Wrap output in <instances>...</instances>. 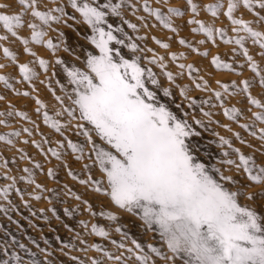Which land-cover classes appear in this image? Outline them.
<instances>
[{
	"label": "rangeland",
	"instance_id": "rangeland-1",
	"mask_svg": "<svg viewBox=\"0 0 264 264\" xmlns=\"http://www.w3.org/2000/svg\"><path fill=\"white\" fill-rule=\"evenodd\" d=\"M98 2L105 3L108 0ZM111 2L121 5L120 15L114 16L109 12L107 22L114 29H122L114 32V35L125 39L124 45L115 47L121 50L126 59H131L133 55L141 58V66L151 69L159 82L158 86L147 85L156 92L157 102L164 104L178 118L186 119L192 131L199 133L187 140L193 146L197 162L205 163L209 174L216 179H219V174L213 172V168L233 176L239 182L234 187L246 184L244 173L237 172L234 166L221 161L237 160L238 155L233 149H239L240 153L254 157L258 165L264 166V139H261L264 121L256 118L257 114H264V107L249 102L251 97L264 105V84L261 83L264 78V48L254 42L247 32L233 31L241 26L234 25L225 15L229 0H191L197 6L195 13L188 0ZM262 2L264 0H250L251 6L247 7L243 0H236L233 18L244 21L253 31L264 34ZM0 4L9 5L8 9H0L6 14H17L19 11L18 0H0ZM216 4L222 7L217 8L216 15H213L208 6ZM57 6L63 7L65 11L59 23L50 21L49 25H42L29 13L23 17L22 26L15 29L16 36L0 24V37H6L0 39V77L6 78L8 82L5 84L0 80V121H4L0 123V136L8 138L0 140V264H18L15 257H19L22 264H92L93 260L100 261V264H138L134 257L129 258L130 254L126 250L134 249L131 243L133 239L144 246L145 252H148L146 245L151 243L163 254L171 256L158 232L146 229L139 214L133 215L118 209L110 198L94 191L93 185L80 183L88 179L89 175L94 180L102 177L98 167H93L91 172L84 169V164H92L88 159V147L85 148L84 159L80 161L75 159L77 154L67 147V140L82 143L84 138L76 135V121L70 120L67 113L56 116L62 107L70 104L60 87L61 84L66 85L63 66L56 61H75L74 55L64 51L65 45L75 46V55H79L81 60L84 51H94V46L82 38L85 32L90 35L91 29L79 23L80 15L68 0H38L41 11H49ZM170 9L176 12H170ZM155 10L168 17L171 28L164 27L157 20L152 14ZM52 15L61 16L59 12H53ZM69 16H75L76 19L70 20ZM192 20L213 28V39H208L203 32L193 31L199 25L191 23ZM28 23H36L46 33L43 37L45 43L32 40V29L27 26ZM130 24L135 25V29L129 27ZM104 27L107 30V25ZM218 30H222V33ZM61 33L64 34V44L53 52L46 42L51 40L54 44H60ZM240 37L244 38L242 46L235 42ZM129 43L138 46L135 54L126 47ZM79 45H83V48ZM5 48L12 56H5ZM25 48L30 51H25ZM245 50L247 56L244 55ZM31 53H35V56ZM214 58L221 65H231V69L217 68L212 62ZM39 59L47 61V70L39 65ZM152 59H156L157 63L148 62ZM75 62L78 65L80 63ZM21 64H27L35 73L30 81L24 80L20 73ZM253 65L256 71L252 70ZM165 73H171L173 79L169 80ZM244 81L248 82L247 92L243 91ZM221 84L229 85L228 91ZM164 89H168L171 95L165 96ZM182 89L185 95H181ZM217 92L221 94V99L216 98ZM56 96L64 99L63 106ZM37 100L42 102L43 107L37 104ZM193 100L196 103L190 106ZM37 108H40L39 112ZM231 108L238 110L235 119L225 115V110ZM45 112L61 124L70 123L69 127L62 129L63 135L44 123ZM205 112L210 115L205 116ZM197 120L201 123L197 124ZM14 132L19 135H10ZM221 137L228 140L231 147L220 146ZM60 144L64 147L60 148ZM50 148L60 151L61 157L57 159L53 156ZM224 152H228L229 156L225 157ZM49 170L53 175H48ZM69 171L74 175H68ZM29 178L34 182L29 183ZM37 185L40 187L37 188ZM4 189H7L6 195ZM259 190V186L248 189L249 192ZM240 202L264 212V201L253 203L241 199ZM89 205L92 212L88 211ZM100 211H110L117 219L108 220L99 215ZM93 212L97 214L94 216ZM92 225L104 227L109 235L102 237L94 234ZM117 227L120 232L115 230ZM123 233L127 234L126 237ZM120 243L125 247H117ZM94 245L99 246V250ZM105 253L122 256V261L109 259ZM149 255L154 264H172L154 253ZM175 264H183L182 258H177Z\"/></svg>",
	"mask_w": 264,
	"mask_h": 264
},
{
	"label": "snow or ice",
	"instance_id": "snow-or-ice-1",
	"mask_svg": "<svg viewBox=\"0 0 264 264\" xmlns=\"http://www.w3.org/2000/svg\"><path fill=\"white\" fill-rule=\"evenodd\" d=\"M188 2L195 13L197 6L192 4L191 0ZM68 3L79 13V23L91 29V34L85 32L82 38L94 46V51H84L83 60L79 55H75V46H64V51L74 55L75 61L80 62L79 65L72 60L56 61L58 65L63 66L66 78V85L60 86L61 91L70 101L56 116L67 113L70 120L76 121V135L84 138L82 143L67 140V147L77 154V161L84 159L85 148L88 147V159L92 164H84V169L91 172L93 167H98L102 177L94 180L89 175L88 179L81 180L80 183L93 185L94 191L110 198L118 209L133 215L139 214L145 228L158 232L160 240L172 254H163L151 243L146 245L148 252H145L144 246L133 239L131 243L137 251L127 248L129 258L134 257L138 264H154L149 255L154 253L172 264H175L177 258H182L183 264H264V212L258 211L248 203L240 202L241 199L253 203L257 200L264 201V166L258 165L254 157L240 153L239 149H233L238 159H225L221 163L234 166L237 172L244 173L247 183L234 187L239 182L231 175L220 173L219 168H213V172L219 174V179L209 174L205 163L197 162L193 146L187 142L188 137L198 136L199 133L192 131L186 119L178 118L164 104L157 102L156 92L150 90L147 85L150 83L158 86L159 82L151 69L141 66V58L133 55L131 59H126L121 50L115 47L124 45L125 39L114 35V32H120L122 29H114L112 24L107 22V17L109 12L119 16L121 5L112 3L111 0L105 3H99L98 0H68ZM243 3L247 7L251 6L250 0H243ZM18 5L17 14L0 11V24L13 36H16L15 29L22 26L23 17L29 13L42 25H49L50 21L59 23L65 15L64 8L60 6L49 11L39 10L38 0H18ZM236 6V0H229L225 13L234 25L241 26L233 31L247 32L254 42L260 43L264 48V34L253 31L244 21L233 18L232 13ZM220 7V4L209 5L208 10L216 15V9ZM260 7L264 8V2ZM8 8L9 5L0 4V9ZM146 10L149 9L146 7ZM169 11L176 12L175 9ZM53 12H59L61 16L52 15ZM152 14L164 27L171 28L168 17L159 10L153 11ZM68 19L75 20L76 17L69 16ZM191 23L199 25L193 31L203 32L208 39H213V28L206 27L197 20H192ZM104 25H107V30ZM27 26L32 29L34 42L45 43L43 37L46 33L40 30L36 23H28ZM129 27L135 29L136 26L130 24ZM218 31L222 33V30ZM79 35L77 33L78 37ZM243 39H236V44L242 46ZM27 42L24 41L25 44ZM180 43L183 44L184 41L181 40ZM46 44L55 52L64 44V34L61 33L60 44H54L51 40ZM79 46L83 48V45ZM126 47L133 54L138 51L135 43H129ZM25 51L30 50L25 48ZM4 54L12 56L7 48L4 49ZM31 55L35 56V53ZM244 55H248L246 50ZM175 58L173 55V59ZM248 59L251 60V57ZM38 62L47 70V61L39 59ZM148 62L155 64L157 60ZM212 62L217 68L231 69V65H221L216 58ZM160 66L164 67L162 64ZM180 67L183 68L184 65ZM252 70L256 71L254 65ZM19 71L24 80L30 81L35 76L27 64H21ZM165 75L169 80L173 79L171 73ZM0 80L8 83L4 77H0ZM243 83V91L247 92L248 82ZM261 83L264 84V78ZM221 87L228 91L229 85L221 84ZM164 95L169 96L171 93L164 89ZM181 95H185V90H181ZM215 95L217 99H221L219 92ZM56 100L64 105L62 97L56 96ZM36 102L43 107L40 100ZM249 102L264 107L251 97ZM195 103L196 101H191L190 106ZM39 111L40 108H37V112ZM204 115L208 116L210 113L205 112ZM225 115L235 119L238 110L226 109ZM256 118L264 121V114H257ZM43 119L46 125L61 135L62 129L70 126V123L61 124L48 112L44 113ZM196 123L200 124L201 121L197 120ZM10 135L18 136L19 133ZM7 139L0 136V140ZM261 139H264V135ZM8 142L11 143L10 140ZM224 145L231 147L230 142L221 137L220 146ZM59 147L63 148L64 145L60 144ZM49 151L57 159L61 157L60 151L51 148ZM223 155L227 157L229 153L224 152ZM48 175H53V172L49 170ZM68 175L74 174L69 171ZM33 182L29 178V183ZM253 186H259L260 190L249 192L248 189ZM39 187L40 185H37V188ZM3 193L6 195L7 189H4ZM88 211L92 212L90 205ZM92 214L95 216L97 213ZM99 215L107 217L108 220L117 219L110 211H100ZM84 226L87 227L86 224ZM115 230L120 232L119 227ZM92 232L102 237L109 235L104 227L98 225H92ZM122 235L126 237L127 234ZM94 247L99 250V246ZM117 247L124 248L125 245L120 243ZM105 254L109 259L122 261V256ZM15 259L18 264H22L19 257ZM92 264H100V261L93 260Z\"/></svg>",
	"mask_w": 264,
	"mask_h": 264
}]
</instances>
